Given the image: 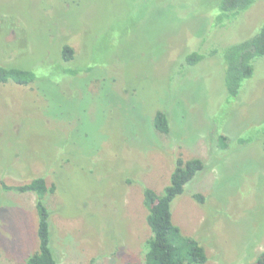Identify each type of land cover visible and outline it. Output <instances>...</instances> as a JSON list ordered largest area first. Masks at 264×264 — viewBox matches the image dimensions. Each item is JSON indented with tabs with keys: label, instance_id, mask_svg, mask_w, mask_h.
Here are the masks:
<instances>
[{
	"label": "rangeland",
	"instance_id": "374dc122",
	"mask_svg": "<svg viewBox=\"0 0 264 264\" xmlns=\"http://www.w3.org/2000/svg\"><path fill=\"white\" fill-rule=\"evenodd\" d=\"M212 7L0 0V66L48 76L24 88L0 83V264L24 263L38 249L36 195L4 185L39 177L56 186L46 205L59 264H144L152 232L143 190L161 193L178 157L206 165L172 204L174 224L205 248V264H252L264 253V56L254 62L262 83L227 111L223 48L254 32L264 0L228 31H211L203 15ZM63 44L75 57L59 65ZM200 47L207 60L188 67L186 79H205L206 95L181 90L187 81L176 74L183 50ZM158 111L169 118L168 134L154 127ZM241 137L252 143L241 146Z\"/></svg>",
	"mask_w": 264,
	"mask_h": 264
},
{
	"label": "trees",
	"instance_id": "16d2710c",
	"mask_svg": "<svg viewBox=\"0 0 264 264\" xmlns=\"http://www.w3.org/2000/svg\"><path fill=\"white\" fill-rule=\"evenodd\" d=\"M214 7L207 8V14L203 15L207 25L211 24V31L220 28L228 31L231 24L237 22L240 17L250 11L258 2L262 0H212ZM206 14V13H204ZM262 21V20H261ZM262 23V24H261ZM256 26L250 36L243 38V35L229 45L225 51L226 62V89L228 98L224 108L228 111L229 102H235L245 96L252 95L259 83L258 76L254 77L256 58L264 56V19ZM236 24V23H235ZM244 27L241 32H244ZM244 34V33H243ZM240 40V41H239ZM200 45V44H199ZM62 60L59 65L68 64L75 57V50L68 44H63L61 49ZM206 50L200 48L188 50L180 55L182 62L176 67L178 77H183L182 81H187L182 85L185 91L195 87L196 91H201L205 95L208 93L205 79H186L188 67H203L207 60ZM45 69H43L44 71ZM48 70V69H46ZM83 69H67V73L78 75ZM49 71V70H48ZM48 79L45 73L39 74L37 70L27 66H0V83L28 87L32 84H42ZM173 77L170 76V81ZM257 85L255 86V84ZM183 92V91H182ZM234 100V101H230ZM220 119V117L218 116ZM154 127L158 132L168 134L170 131V121L167 114L158 111L154 117ZM245 137V136H244ZM243 138V137H241ZM241 146L248 142L252 143V138H243ZM218 146L222 150L229 148L227 138L218 135ZM174 169L170 176L169 185L161 193L144 187L143 205L147 210L146 222L152 232L151 238L147 242V251L144 264H205L208 261L205 248L199 241L183 233L182 229L173 222L172 204L175 199L185 192V186L190 183L195 176L206 167L201 158L183 159L178 157L174 164ZM56 186L48 187L45 178L33 179L30 183L20 186H5L7 191L18 193H34L36 199V210L38 215V249L24 263L19 264H59L51 247L50 216L51 211L46 205V198L49 193H54ZM193 198L200 204L205 202V198L200 193H195ZM126 264H135L127 262ZM252 264H264V253Z\"/></svg>",
	"mask_w": 264,
	"mask_h": 264
}]
</instances>
